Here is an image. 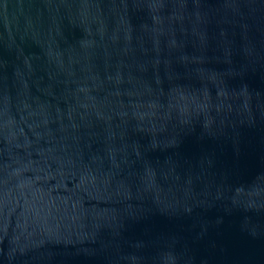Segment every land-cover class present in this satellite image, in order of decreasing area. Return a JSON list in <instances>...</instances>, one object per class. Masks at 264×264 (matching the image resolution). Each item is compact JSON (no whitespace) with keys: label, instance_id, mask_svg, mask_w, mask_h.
<instances>
[{"label":"water","instance_id":"obj_1","mask_svg":"<svg viewBox=\"0 0 264 264\" xmlns=\"http://www.w3.org/2000/svg\"><path fill=\"white\" fill-rule=\"evenodd\" d=\"M0 264H264V0H0Z\"/></svg>","mask_w":264,"mask_h":264}]
</instances>
